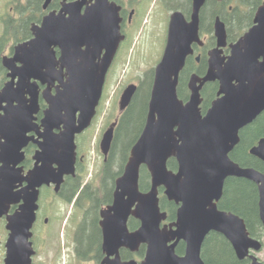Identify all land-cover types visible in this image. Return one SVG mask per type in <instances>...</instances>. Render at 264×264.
<instances>
[{"label":"water","instance_id":"water-1","mask_svg":"<svg viewBox=\"0 0 264 264\" xmlns=\"http://www.w3.org/2000/svg\"><path fill=\"white\" fill-rule=\"evenodd\" d=\"M51 1H46L45 8ZM206 1L193 0L190 20L181 11L170 17L144 130L116 180L112 205L100 213L107 253L102 264H205L202 248L212 232L229 241L238 260L250 258L249 264H262L256 256H250L251 251L261 250L262 243L250 236L243 218L220 210L218 204L228 178L247 179L258 186L259 217L264 227V174L243 168L230 157L240 142V131L264 111V4L257 10L254 25L231 45L232 53L226 58L222 54L227 28L220 17L216 18L218 47L209 52L206 75H192L191 97L185 104L178 96L179 77L188 56L193 54L192 45L202 44L200 13ZM90 2L85 14L81 10L87 2L78 0L72 8L64 5L60 13L47 15L41 26L33 24L31 40L18 44L13 57H4V65L10 70V80L0 91V105L6 104L0 107L4 111L0 117V220L6 218L10 232L6 264H32L35 253L30 239L40 189L55 184L58 192L64 176L74 172L75 137L92 125L108 71L125 39L120 8L109 0ZM56 47L61 51L59 61ZM103 50L106 53L102 57ZM56 73L58 76H54ZM38 81L48 85L44 96L49 109L43 119L45 132L39 135L44 143L34 156V169L25 174L20 166L25 159L23 150L31 141L37 142L28 133L33 131L39 108ZM215 81L220 82V98L203 115L201 91ZM56 82L57 93L49 95ZM137 90L138 86L132 84L123 92L122 113ZM118 122L108 128L101 141L106 160ZM60 123L66 129L54 135L52 128ZM250 153L264 162V139ZM173 158L178 163L177 171L168 166ZM143 166L151 176V187L146 192L140 188ZM160 188H164L167 200L178 206L173 222H167L168 213L161 208ZM13 206L19 207L10 214ZM130 218L140 222L135 231H130ZM182 240L186 254L181 258L176 255V246ZM171 242L175 243L169 245ZM142 245L146 246L143 261L121 260L120 249L136 253Z\"/></svg>","mask_w":264,"mask_h":264},{"label":"flooded vegetation","instance_id":"flooded-vegetation-1","mask_svg":"<svg viewBox=\"0 0 264 264\" xmlns=\"http://www.w3.org/2000/svg\"><path fill=\"white\" fill-rule=\"evenodd\" d=\"M21 1H22L23 5L25 6L27 0H21ZM46 1L47 0H41V9H40L41 11L39 12V15H38L39 21L38 22H34V21L30 22L29 27H30V31H31V36L30 37L28 36L27 38L21 39L20 41H16L12 47H9V48H7V46L3 47L2 53L0 54V91L4 88L5 84L10 80V77H9L10 70L4 65V57H10V58L13 57L15 54V47L18 44L27 42L33 38V34H32L33 24H37V25L41 26L44 18L47 15L51 14L52 12H55L56 14L60 13V11L63 9L64 5H71V8H72V5H74V3H76L78 0H52L49 3V5L47 6V8H45ZM146 1L147 0H109V2L111 4H115L117 7L120 8V10H119V16H120V20H121L120 21V28H121V33L125 37V39L119 45V48L117 50V53L115 55V58L113 60L112 65L108 71L107 76L110 74L111 70L113 69V66H115V63L117 62V58H118L119 54L121 53V51L125 47L124 45L128 43L132 32L134 31V29L138 25L140 12H141L142 7L145 5ZM162 1L164 2V4L166 6L169 5L170 8H171V5L180 1L181 4H183L186 8H190L189 9L190 10L189 15H186L183 12L184 15L186 16L187 20H190L192 9H193V0H162ZM165 1H168V3ZM212 1H213V4L215 7H217L218 4L222 5V8H224L228 14H231L234 11V9H236V8L237 9L239 8L241 10L240 12H242V10H245L244 8H246V6L240 7L239 4L236 7H234V5H235L234 3L235 2L239 3L240 0H221V1L220 0H212ZM86 2H87V4L82 7V10H81L82 14H85V12L88 8L87 5H91L90 0H86ZM225 2H226V4H225ZM12 3L14 5V9L16 12L15 17H14V24L8 25V23H7L8 18H6V19H3V21H4L3 25H4L5 30L9 28L10 31L16 30V33H18L20 31L24 30V26L26 25V22H28V18L31 14V11L27 10V11L21 13V11L18 10L19 9L18 3L14 2V1H12ZM263 4H264V0H259V4H258L257 8L255 9L253 15L249 13V16L251 17L252 23H251V26L247 29V31H249V29L254 25V20H255L257 10ZM202 10H203V8H202ZM202 10L200 13V38H201L202 44L201 43H194L192 45L193 54L188 56V58L186 60L185 67L182 70V72L180 73V77H179L178 96H179L180 100H182L185 104L190 100V97H191V90L189 88V82H190L192 75L197 74L201 77L206 75L208 68H209V64H208L209 52L218 47L217 39L215 38V32L214 31H213L212 35H205V34H202V32H201ZM175 11H180V10H174V12ZM244 12L247 15V12L246 11H244ZM226 28H227L228 39H227V45H226V47L223 48V54H222V57H225V58L229 57L232 53L231 45L237 43L239 41V39L247 32L246 31L244 33H239V34L236 32H233L232 38H230L229 37V28L227 25H226ZM212 36L214 38L211 41ZM83 49H86V47H84ZM54 52H55L56 60L59 61V59L61 57L60 49L56 47V48H54ZM105 53H106V51L103 50L102 57L105 55ZM17 66L20 67L21 64L18 63ZM56 69L59 71L60 65H57ZM199 72H201L202 74H199ZM66 73H67V70L64 69L63 70L64 79L67 78ZM185 73H187L186 81H184L185 94H184V97H180L179 88L181 87V80L184 77ZM54 76H58V74L56 73V74H54ZM153 81H154V79H153ZM58 84L59 83L56 82L55 85L51 86V89H50L51 93L49 95L53 96L57 93V87L56 86ZM38 85H39V89H38L39 90V108H38L37 113L34 115L35 120L31 126L33 128V131L28 133V136L29 137L34 136L35 139L37 140V142L31 141L28 144V146L23 150L24 154H25V159L21 163L20 166L24 168L25 174L28 171L34 169V166L36 163V161L34 160V156L36 155V153L38 151H40V144L44 143L43 137L42 136L39 137V135H41L45 132V127L43 126V119L46 116V111L49 109V104H48V102L44 96V92L47 89L48 85L42 84L40 81H38ZM152 86H153V84H152ZM138 89H139V87H138ZM209 90H210V96L208 99H206L205 92H208ZM151 91H152V88H151ZM219 92H220V82L219 81L210 82V83H207L206 85H204V87L201 91V96L203 99L201 109H202L203 115H205L207 113V111L211 108L213 102L220 98ZM26 98L29 99L30 96H27ZM150 98H151V95H150ZM102 101H103V96H102V99L100 101L99 106L97 107V115L95 116V118L92 122V125L99 115V112H100L101 106H102ZM149 102H150V100H149ZM205 105H206V107H205ZM5 106H6V104L0 105V107H5ZM148 108H149V104H148ZM1 114L2 115L4 114L3 110H0V117H1ZM122 114L123 113H120V117L117 118L119 121L121 119ZM118 124H119V122H118ZM91 126L88 129H86L84 132H82L81 134L76 135V137H75L74 143L76 145V159H75V165H74V172L64 176V180H63V183H62L59 191L58 192L55 191V189H56L55 184H51L50 186L45 185L40 189V198H39V202H38L39 209L37 211L36 222H35L33 229H32L33 236L30 239L32 246H33V249H34V253H35L32 257V264H70V258L73 261H75L76 264H102L103 261L107 258V253H105L104 248H103L104 239H103V231L101 228H100L95 240H92V241L91 240L90 241L84 240L86 238H89L90 234L88 232H81L79 230H76L73 233L59 232V235H58V233L50 231V230H40L39 229L41 225L48 226L51 223V219L49 217H47L46 214L44 215V213L42 211V208H43L42 202L44 199L43 191L44 190H47V193L51 194L52 196H57L62 201H67V202H68L67 197L70 195V203L74 204V207H75V204H76V202L80 196V193L87 186H94L92 184V182L85 184L83 181V172L86 170V162L88 159L87 153H86L87 145H88L87 132L90 131ZM65 129H66V125L64 123H60L58 126L55 125L52 128V132L54 135H60L62 132L65 131ZM248 129L249 130H253V129L254 130H257V129H260V130L263 129L264 130V111L251 124L247 125L246 127H244L240 131V134H239L240 135V142L242 139V134L244 133V131H246ZM102 138H103V136H102ZM262 139H264V135L259 134L258 136L254 137V144L248 150L249 155L253 156L250 153V151L255 146H257L258 143ZM101 141H102V139H101ZM113 142H114V140H113ZM240 142H239V144H240ZM112 145H113V143H112ZM100 146H101V142H100ZM234 150L232 152H234ZM109 155H110V153H109ZM108 159H109V157H108ZM108 159L106 160V157H104V164H106L108 162ZM171 160H175V159L173 158ZM169 162H168V166H169ZM177 166H178V163H177ZM55 167L57 168L56 165H55ZM243 168H250V167H243ZM177 169H178V167H177ZM177 169L173 170V171H177ZM259 172H261V171H259ZM261 173H263V172H261ZM101 175H102V172H101ZM101 175H100V180L102 181ZM118 178H116V180ZM230 178L242 179V180L249 181V180L244 179V178H237V177H230ZM116 180H115V186H114V190H113V194H112V202L108 205L103 206L99 211V221H98L99 223L101 220V216H100L101 211L103 209L107 208L109 205H112V203H113V196H114V191H115V187H116ZM227 180H226V182H227ZM249 182H251V181H249ZM251 183H253V182H251ZM253 184H254L256 192H257L258 211H259V190H258V186L255 183H253ZM78 185H81L79 193L76 195V197H74L72 199V202H71V198L73 197L74 190ZM225 185H226V183H225ZM224 194H225V187H224L223 196H222V198L218 204L219 209H220V203L223 201ZM18 207L19 206H13L11 211H10V214L13 213L14 211H16L18 209ZM220 210H222V209H220ZM222 211H226V210H222ZM226 212H229V211H226ZM132 219L133 218H130L129 225H130V221ZM2 220H4L6 225H7L6 218H3ZM6 225H5V229H6ZM99 227H100V225H99ZM129 228H130V226H129ZM135 230H131V228H130V231H135ZM9 237H10V232L6 229V237H5V240L3 242V264H6V260L8 258ZM255 239H257V238H255ZM263 239H264V233L261 235L260 239H257L262 243L261 250L258 253H255L254 251L250 252V256H252V255L256 256L262 264H264V261L261 260L257 256V254H260L261 252L264 251ZM174 243L175 242H171V243H169V245H172ZM83 244H87L88 246H83ZM142 247H145V254L141 258V261L144 260L145 255H146V246L142 245L140 247V249ZM231 247H232V245H231ZM232 250L234 252L233 247H232ZM128 252L131 254V256L129 255ZM139 252H140V250L136 253H133L128 249L122 248V249H120V258L122 261H130V260L140 259V257H138ZM125 253H127V254L125 255ZM185 254H186V243H185V241L182 240V241H179L177 243L176 255L182 258L185 256ZM234 254H235V252H234ZM235 256H236V254H235ZM236 258H237V256H236ZM111 259H115V256H112ZM237 260H238V258H237ZM238 261L241 262V264H249L251 262L250 258H246L243 261H240V260H238Z\"/></svg>","mask_w":264,"mask_h":264},{"label":"trees","instance_id":"trees-1","mask_svg":"<svg viewBox=\"0 0 264 264\" xmlns=\"http://www.w3.org/2000/svg\"><path fill=\"white\" fill-rule=\"evenodd\" d=\"M19 5V11L21 13L30 10L31 14L28 18V22L24 26V30L18 32L22 33L24 38L31 36L30 22H38L39 12L41 11V0H27L24 6L21 0H13ZM251 1V2H250ZM178 5H172L174 10H180L186 15L190 14V8H186L180 1L177 2ZM226 4V2H225ZM224 4V5H225ZM259 4V0H240L239 6H246L248 8L247 15L241 13L240 9L236 8L231 14H228L222 5L218 4L217 7L214 6L212 0H207L201 14V32L205 35H212L214 31V23L217 17L226 23L229 28V37L232 38L233 32L243 33L251 26V17L249 13L253 15L255 9ZM8 25L14 24V17L8 15L7 17ZM9 28L5 30L4 35L0 38V54L2 53L3 47L7 46L6 41L9 39L7 35L9 33ZM23 38V39H24ZM213 40V36L211 37ZM20 41V40H17ZM212 44V43H211ZM210 45V44H209ZM199 74H202L199 72ZM154 72L151 77L150 89L145 101H141V97L145 91V85L147 84V76L145 80L141 81V86L136 92L129 108L122 114L117 129L115 131L114 142L111 148L108 162L104 164L102 170V181L101 186L96 187L93 190V186H87L81 193L75 204V208L82 212L83 218L79 226V231L88 232L89 238L84 239L85 241L95 240L97 234L100 230L99 227V211L100 209L112 202V194L115 186V180L117 177L121 176L125 165L129 159L131 149L139 139L148 114V104L151 95V88L154 79ZM187 73L181 80V87L179 88L180 97H184L185 86L184 81H186ZM211 87V86H210ZM206 99L210 96V90L205 92ZM209 102V101H208ZM206 107V105H205ZM264 135V130H246L242 134V139L240 144L237 145L234 152L231 153V158L239 163L242 167L255 168L264 173V163L249 155L248 150L254 144V137L258 135ZM117 164V165H116ZM115 166L118 167L114 170ZM176 160H171L169 162V168L171 170L177 169ZM111 182V186H110ZM80 186L78 185L73 193V197L79 193ZM151 187V176L148 170L143 167L141 170L140 188L143 192H146ZM161 197V208L166 211L169 215L168 220L173 222L177 217L178 206L174 202H170L164 196V189H160ZM70 203V195L67 197ZM220 209L233 212L243 218L247 224L248 231L253 238L260 239L261 235L264 233V227L259 217L258 211V197L255 186L253 183L242 180L229 178L225 185V194L223 201L220 203ZM131 230H135L140 226V222L135 219L130 221ZM83 246H88L83 244ZM129 253V252H128ZM127 253H125L126 255ZM145 254V247L140 249L138 257L142 258ZM131 256V254L129 253ZM133 255V254H132ZM202 259L205 264H241L239 262L232 250L230 243L220 234L212 232L206 238L203 248H202Z\"/></svg>","mask_w":264,"mask_h":264},{"label":"rangeland","instance_id":"rangeland-1","mask_svg":"<svg viewBox=\"0 0 264 264\" xmlns=\"http://www.w3.org/2000/svg\"><path fill=\"white\" fill-rule=\"evenodd\" d=\"M13 0H0V38L3 37L5 28L3 19L8 15L15 17ZM168 3V1H165ZM234 7L239 3L235 2ZM173 5H178L174 3ZM241 13L248 11L244 8ZM174 12L171 5L166 6L162 0H147L142 7L138 25L132 32L129 41L125 44L123 50L117 58V62L107 80L103 92V101L101 110L97 119L94 121L89 132H87V162L86 170L83 172L84 183L101 186L100 175L104 167V156L101 152L100 142L103 134L110 125L120 117V100L125 89L134 84L140 88L141 81L146 79L144 94L141 101L147 99L150 89L152 73L162 59L168 36L170 16ZM242 31L243 33L246 32ZM6 41L7 48L12 47L17 40L23 39L22 33H16V30L9 31ZM154 77V76H153ZM117 165V164H116ZM118 167L115 166L114 170ZM118 178V177H117ZM93 180V181H92ZM111 186V182H110ZM44 199L42 202V211L44 215L51 219L48 226L41 225L40 230H50L58 233H73L79 229L83 214L74 207V204L62 201L57 196H52L43 191ZM5 221H0V264H3V242L6 237ZM264 241V239H263ZM257 256L264 261V251ZM141 262L140 259H136ZM70 264H76L70 258Z\"/></svg>","mask_w":264,"mask_h":264}]
</instances>
